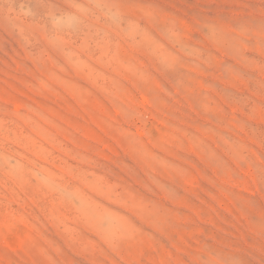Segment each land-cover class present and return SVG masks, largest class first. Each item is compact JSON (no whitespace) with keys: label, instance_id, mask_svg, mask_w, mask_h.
Segmentation results:
<instances>
[{"label":"rangeland","instance_id":"374dc122","mask_svg":"<svg viewBox=\"0 0 264 264\" xmlns=\"http://www.w3.org/2000/svg\"><path fill=\"white\" fill-rule=\"evenodd\" d=\"M0 264H264V0H0Z\"/></svg>","mask_w":264,"mask_h":264}]
</instances>
